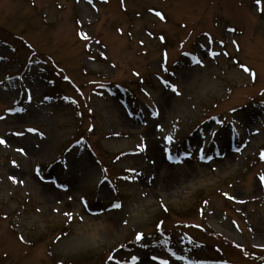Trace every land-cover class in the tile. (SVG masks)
Masks as SVG:
<instances>
[{
    "label": "rangeland",
    "instance_id": "obj_1",
    "mask_svg": "<svg viewBox=\"0 0 264 264\" xmlns=\"http://www.w3.org/2000/svg\"><path fill=\"white\" fill-rule=\"evenodd\" d=\"M0 138V264H264V0H0Z\"/></svg>",
    "mask_w": 264,
    "mask_h": 264
},
{
    "label": "snow or ice",
    "instance_id": "obj_2",
    "mask_svg": "<svg viewBox=\"0 0 264 264\" xmlns=\"http://www.w3.org/2000/svg\"><path fill=\"white\" fill-rule=\"evenodd\" d=\"M91 2H92V0H89V3H91ZM261 2H262V0H257V4H260ZM121 3H123V0H121ZM155 15H156L157 17H159L161 20L165 19L164 14H163L162 12H160V11H155ZM79 35H80L81 38L84 39V40H88V39H89V36H88L87 33H83V32H81V33H79ZM160 39L163 40L164 37H161ZM97 43H99V41H97ZM234 43H235V42H234ZM101 55H103V53H101ZM196 62L199 63L198 60H197ZM240 67H241V69H242L244 72L249 73L253 78H255L256 73H255L254 71H252L251 68H249L248 66H246V65H244V64H241ZM65 79H68V78L65 77ZM171 88H172V90H173L174 92L177 91L175 85H171ZM29 99H30V97H29ZM18 111H24V109H19ZM154 115H155V113H154ZM158 127H159V125H158ZM28 131L31 132V133L39 134V135H41V136L43 135V133L40 132V131H39L38 129H36V128H29ZM19 134H20V133H18V135H19ZM165 139H166L168 142H171V141H172V137H171V136L165 137ZM5 143H6V141H5L3 138H0V144H5ZM144 147H145V145H143V144H142V145H139V148H140L141 151L144 150ZM18 151H20V152H24V149H23V148H20V149H18ZM260 158H261V159H264V151H262V152L260 153ZM168 159L171 160L172 157L169 156ZM13 164H15V161H13ZM9 179L13 180L14 182H15V180H16V178H15L14 176H10ZM260 181H261V183H264V175H262V176L260 177ZM20 182L22 183L23 181H20ZM230 198H231V197H230ZM113 206H114V207H120L119 204H115V205H113ZM65 215H68L69 218H71V214H70V213H65ZM158 227H159V225H158ZM141 238H142V234L137 233V235H136V239H137V240H140ZM21 239H23V238H21ZM109 259H111V257H109ZM133 259L135 260V257H134ZM152 259L155 260V259H157V257L153 256ZM162 264H167V261L162 262Z\"/></svg>",
    "mask_w": 264,
    "mask_h": 264
},
{
    "label": "bare ground",
    "instance_id": "obj_3",
    "mask_svg": "<svg viewBox=\"0 0 264 264\" xmlns=\"http://www.w3.org/2000/svg\"><path fill=\"white\" fill-rule=\"evenodd\" d=\"M156 158V160H157V157H155ZM167 167V166H166Z\"/></svg>",
    "mask_w": 264,
    "mask_h": 264
}]
</instances>
